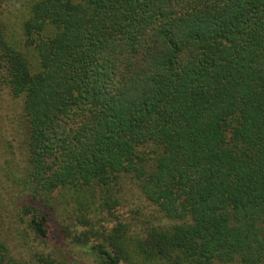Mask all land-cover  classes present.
<instances>
[{
	"label": "trees",
	"instance_id": "16d2710c",
	"mask_svg": "<svg viewBox=\"0 0 264 264\" xmlns=\"http://www.w3.org/2000/svg\"><path fill=\"white\" fill-rule=\"evenodd\" d=\"M25 37L0 72L39 238L64 207L95 264H264V0H38ZM0 264L30 263L0 242Z\"/></svg>",
	"mask_w": 264,
	"mask_h": 264
},
{
	"label": "rangeland",
	"instance_id": "374dc122",
	"mask_svg": "<svg viewBox=\"0 0 264 264\" xmlns=\"http://www.w3.org/2000/svg\"><path fill=\"white\" fill-rule=\"evenodd\" d=\"M36 1L0 0V54L4 61L9 53L28 52L26 24ZM5 75L3 69L0 72V242L7 246L11 257L23 263L43 264L42 258H52L58 264H95L90 254L67 240L66 229L78 234L86 229L71 221V215L64 207L57 213L52 239L39 238L30 227L31 217L24 209L21 189L29 167L30 125L24 98L13 95ZM123 189L129 209L140 210L143 215L153 216L156 220L162 219L156 207L144 199L135 185L127 182Z\"/></svg>",
	"mask_w": 264,
	"mask_h": 264
}]
</instances>
